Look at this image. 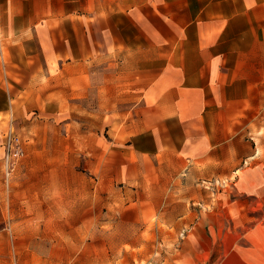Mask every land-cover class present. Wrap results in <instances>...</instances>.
<instances>
[{
  "label": "crops",
  "instance_id": "1",
  "mask_svg": "<svg viewBox=\"0 0 264 264\" xmlns=\"http://www.w3.org/2000/svg\"><path fill=\"white\" fill-rule=\"evenodd\" d=\"M258 84L264 94V0H0V207H45L44 179L37 204L17 203L13 188L5 195L11 127L28 155L59 148L57 164L66 148H85L86 163L100 166L84 207L54 205L75 207L66 225L101 223L102 245L117 235L131 259L154 260L157 239L184 227L199 179L243 180L245 202L213 204V214L250 207L257 216L245 247L222 248L216 264H264V155L238 140L240 127L253 131ZM111 178L124 185L122 207H104Z\"/></svg>",
  "mask_w": 264,
  "mask_h": 264
},
{
  "label": "rangeland",
  "instance_id": "2",
  "mask_svg": "<svg viewBox=\"0 0 264 264\" xmlns=\"http://www.w3.org/2000/svg\"><path fill=\"white\" fill-rule=\"evenodd\" d=\"M262 88L263 85L258 84L253 93L252 104L255 110L253 131H246V128L240 129V127L238 133V140L244 141V145L253 143V146L258 148L259 155H264ZM118 105L120 108H127V111L131 110L132 106L131 102ZM131 118V115L127 116L126 120ZM118 120L119 117H116L115 123ZM242 120L245 123L246 118ZM16 134L20 137L22 147L26 141L21 132ZM105 137L109 139L107 135ZM238 148L239 152H245V148ZM59 150L47 146L44 159L36 151L28 155L23 148V156L14 165L15 168L8 177L5 176L4 166L5 195L8 189L13 188L11 199H15L20 204L26 202L31 205L37 204V194L39 190L41 191L38 181L41 183V179H44L46 196L45 207H0V264H147V262L149 264H216L219 263V260L215 259L217 251L222 248L224 251H239L238 248L245 247L246 232L254 222L252 218L257 216V212H252L250 207H238L237 210L234 207H225L227 210L220 211L215 219L213 212L216 207H212L213 204L222 207L237 199L240 201L243 198V202L246 200L242 190L245 189L243 180L237 182L235 179L217 177H204L196 182L201 190L199 201H191L196 204L190 205L189 212L183 213L185 218L189 217V219L171 241L166 237L157 239L158 245H153L154 248L150 249L156 252L157 256H154V260L129 258L135 253L132 254L133 252H130L132 250L127 246H119L116 242L119 238L117 235L104 237L106 242L110 241V243L103 246L101 223L95 224L94 229L83 220L68 221L70 225H66L65 220L73 218L71 210L75 207L54 205L59 201L66 206L77 202L79 206L84 207L87 180L93 173L99 171L100 165L87 164L85 148H76L73 145L66 148L67 162L57 164ZM74 151H78L79 154H74ZM124 192L123 183H116L111 178L109 188L111 202L104 207H122L116 199L123 196ZM3 201L6 203L7 199L4 197ZM178 214L181 213L174 212L176 221L179 220ZM101 219L99 217V222ZM204 223H206L205 228L202 226ZM210 226L212 228H209ZM115 231L119 229L111 230V232ZM121 232L126 233L128 230L122 226ZM230 232L233 233L234 238L237 237V240L231 239ZM205 241L206 243L203 244ZM182 248L186 251L184 254L186 259L180 258ZM109 250L111 256H120V259H103V253ZM137 256L141 255L137 254Z\"/></svg>",
  "mask_w": 264,
  "mask_h": 264
},
{
  "label": "built area",
  "instance_id": "3",
  "mask_svg": "<svg viewBox=\"0 0 264 264\" xmlns=\"http://www.w3.org/2000/svg\"><path fill=\"white\" fill-rule=\"evenodd\" d=\"M4 150V166L5 176L8 177L14 170L16 163L23 156V148L21 147L20 137L11 127L4 133L3 136Z\"/></svg>",
  "mask_w": 264,
  "mask_h": 264
}]
</instances>
